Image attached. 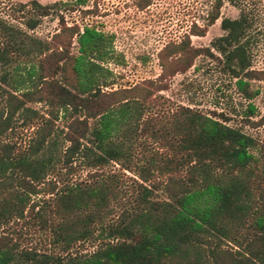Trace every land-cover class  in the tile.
Masks as SVG:
<instances>
[{"label": "trees", "instance_id": "obj_1", "mask_svg": "<svg viewBox=\"0 0 264 264\" xmlns=\"http://www.w3.org/2000/svg\"><path fill=\"white\" fill-rule=\"evenodd\" d=\"M30 3L33 15L24 19V29L0 18V81L10 87H0V225L34 216L64 253L19 247L0 231V264H164L175 256L264 264V139L259 143L192 106L163 108L164 97L155 93L166 87L167 75L189 67L195 55L211 53L189 42L188 34H201L202 28L194 25L161 49L167 53L159 54L162 69L155 78L112 88L107 63L124 61L113 47V33L88 23H61L42 39L27 30L56 3ZM220 4L214 0L208 22ZM219 25L222 32L210 46L250 98L258 89L248 79H264V69L250 68L252 19L240 8ZM67 61L73 80L64 82L57 74ZM30 101L44 103L45 112ZM247 110L254 106L248 103ZM57 117L64 129L54 126ZM16 118H38L24 146L8 135ZM109 162L140 180L132 178L137 194L123 203L114 222L105 218L118 190L115 173L103 171ZM76 167L85 168L84 175L71 181L67 173ZM156 189L164 198L150 196ZM87 239L95 241L90 251H69L72 242ZM227 241L236 248L223 246Z\"/></svg>", "mask_w": 264, "mask_h": 264}, {"label": "rangeland", "instance_id": "obj_2", "mask_svg": "<svg viewBox=\"0 0 264 264\" xmlns=\"http://www.w3.org/2000/svg\"><path fill=\"white\" fill-rule=\"evenodd\" d=\"M37 1L42 4L56 3L49 7L46 14L39 16L32 29L27 30L42 39H49L61 23L66 25L76 23L79 27L83 23H88L113 33V47L122 53L124 61L121 64L107 63L113 71L112 88L155 78L162 69L159 54L167 53L161 49L171 42L182 39L194 25L201 27V34H188L189 42L201 48L208 46L211 53L201 52L195 55L189 67L165 77L166 87L155 91L164 97L161 106L168 109L179 103L192 106L228 124L240 127L259 143L264 139V79L256 77L248 79V86L251 89L257 88L258 92L246 98L237 89L235 77L230 75L226 68H222V55L210 46L212 37L222 32L220 18L234 17L242 8L252 19L251 31L255 39L251 45L250 68L264 69V0H221L218 16L212 22L207 21V16L213 9L214 0ZM29 15H33L30 0H0V18L4 21L24 29L23 21ZM69 53H76L74 37L69 46ZM166 57L169 59L171 55ZM10 68L11 66L7 69ZM57 77L64 82L73 80L69 61L65 63L64 69ZM0 87L10 89L8 84L1 81ZM4 102L0 89V109ZM248 103L254 106L252 112L247 110ZM27 104L37 108L41 113L45 112L46 106L41 101H30ZM36 121L38 118L25 123L20 118L14 119L8 133L9 137L21 146L26 145ZM64 123L62 117L54 120L56 129H64ZM147 145L149 148L155 146L150 142H147ZM262 162L264 166V157ZM103 171H112L117 177V197L111 200V212L105 217L107 221L114 222L123 203L134 200L137 191L132 178L137 180L139 178L132 171L120 170L116 162L106 164ZM84 172L85 168L76 167L72 173H67L68 179L74 181L83 176ZM150 196L155 199L164 198L159 189L153 190ZM36 197L38 196L31 195L33 199ZM0 231L7 233L19 247L34 246L55 253H64L59 244L49 241L47 228L41 226L34 216L11 218L0 225ZM94 242L89 239L76 240L71 243L69 251L76 254L87 253L94 247ZM222 245L225 247L232 245V249L236 248L229 241L222 242ZM188 257V262L175 256L166 259L164 264H208L204 259L197 262Z\"/></svg>", "mask_w": 264, "mask_h": 264}]
</instances>
